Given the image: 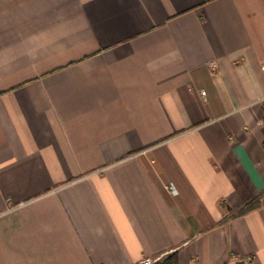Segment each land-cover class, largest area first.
<instances>
[{"label":"crops","instance_id":"obj_1","mask_svg":"<svg viewBox=\"0 0 264 264\" xmlns=\"http://www.w3.org/2000/svg\"><path fill=\"white\" fill-rule=\"evenodd\" d=\"M263 64L264 0H0V264H264Z\"/></svg>","mask_w":264,"mask_h":264},{"label":"trees","instance_id":"obj_2","mask_svg":"<svg viewBox=\"0 0 264 264\" xmlns=\"http://www.w3.org/2000/svg\"><path fill=\"white\" fill-rule=\"evenodd\" d=\"M260 207V198L251 201L250 203L244 205L233 217L241 216L246 213L252 212ZM162 264H179L177 255L169 257Z\"/></svg>","mask_w":264,"mask_h":264},{"label":"built area","instance_id":"obj_3","mask_svg":"<svg viewBox=\"0 0 264 264\" xmlns=\"http://www.w3.org/2000/svg\"><path fill=\"white\" fill-rule=\"evenodd\" d=\"M262 71L264 73V64L262 66ZM203 95L205 96L206 93H203ZM167 188L169 189V191L171 193H176V189H175V186L173 184L169 185ZM163 260H164L163 257H158L156 259H145V260L138 262V263H135V264H162Z\"/></svg>","mask_w":264,"mask_h":264}]
</instances>
